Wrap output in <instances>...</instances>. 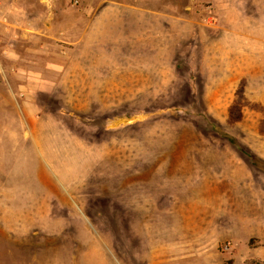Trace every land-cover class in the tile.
Wrapping results in <instances>:
<instances>
[{"label":"rangeland","instance_id":"rangeland-1","mask_svg":"<svg viewBox=\"0 0 264 264\" xmlns=\"http://www.w3.org/2000/svg\"><path fill=\"white\" fill-rule=\"evenodd\" d=\"M0 264H264V0H0Z\"/></svg>","mask_w":264,"mask_h":264}]
</instances>
